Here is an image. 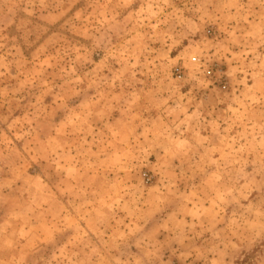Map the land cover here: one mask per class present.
<instances>
[{
	"label": "rangeland",
	"instance_id": "rangeland-1",
	"mask_svg": "<svg viewBox=\"0 0 264 264\" xmlns=\"http://www.w3.org/2000/svg\"><path fill=\"white\" fill-rule=\"evenodd\" d=\"M0 264H264V0H0Z\"/></svg>",
	"mask_w": 264,
	"mask_h": 264
}]
</instances>
